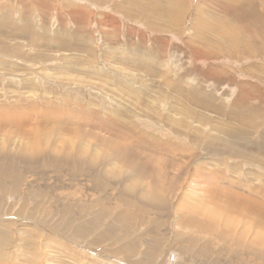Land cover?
<instances>
[{
  "label": "rangeland",
  "instance_id": "374dc122",
  "mask_svg": "<svg viewBox=\"0 0 264 264\" xmlns=\"http://www.w3.org/2000/svg\"><path fill=\"white\" fill-rule=\"evenodd\" d=\"M154 1L0 0V264H264V0Z\"/></svg>",
  "mask_w": 264,
  "mask_h": 264
},
{
  "label": "bare ground",
  "instance_id": "6f19581e",
  "mask_svg": "<svg viewBox=\"0 0 264 264\" xmlns=\"http://www.w3.org/2000/svg\"><path fill=\"white\" fill-rule=\"evenodd\" d=\"M154 1V0H153ZM235 1V2H234ZM239 0H220V1H218V3H217V5L219 6V7H222V8H227L228 7V5L230 4V3H236V2H238ZM150 2V1H149ZM155 2V1H154ZM161 3V4H160ZM150 4L152 5V2H150ZM156 4H160V6L159 5H157L156 7H152V6H149V7H152V8H155L156 10H157V8L159 9V10H161L160 12L163 14V13H165L166 12V10H165V7H164V5H163V3L160 1V2H155V5ZM184 5H185V0H171V4H170V7H171V9H174V13L175 14H178L179 12H180V10L181 9H183V7H184ZM159 12V11H158ZM250 208V207H249ZM247 211V210H246ZM261 212H262V210H260ZM263 214V216H264V212H262ZM252 224V223H251ZM263 230V229H262ZM262 232V231H261ZM263 233V232H262ZM263 240V239H262ZM264 243V242H263Z\"/></svg>",
  "mask_w": 264,
  "mask_h": 264
}]
</instances>
